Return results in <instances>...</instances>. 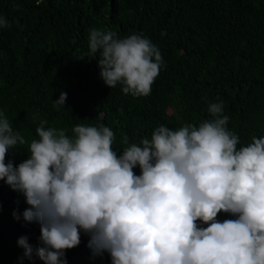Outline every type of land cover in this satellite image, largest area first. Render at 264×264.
Masks as SVG:
<instances>
[{
    "label": "clouds",
    "instance_id": "9594fccd",
    "mask_svg": "<svg viewBox=\"0 0 264 264\" xmlns=\"http://www.w3.org/2000/svg\"><path fill=\"white\" fill-rule=\"evenodd\" d=\"M10 27L0 15V29ZM88 48L104 84L133 97L151 93L164 64L143 35L93 28ZM66 99L61 92L53 106ZM207 110L198 126L161 125L139 144L121 133L120 155L103 124L76 125L69 136L40 120L29 158L16 166L6 154L28 141L0 111V180L25 198L23 220L40 227L38 247L18 239L24 258L66 264L83 231L93 254L108 253L112 264H264V136L238 149L223 101ZM221 212L236 218L221 222Z\"/></svg>",
    "mask_w": 264,
    "mask_h": 264
},
{
    "label": "trees",
    "instance_id": "16d2710c",
    "mask_svg": "<svg viewBox=\"0 0 264 264\" xmlns=\"http://www.w3.org/2000/svg\"><path fill=\"white\" fill-rule=\"evenodd\" d=\"M0 15L11 23L0 29V111L28 141L9 149L6 163L29 158L40 120L69 136L76 125L103 124L115 133L112 147L120 155L127 146L121 133L139 144L161 125L198 126L219 101L238 149L264 136V0H0ZM93 28L118 38L143 35L159 48L164 64L149 95L104 84L88 56ZM61 92L67 99L57 110ZM133 171L140 175L138 165ZM26 207L23 195L0 180V264H44L35 255L24 258L18 245L26 236L39 246L40 227L23 220ZM88 241L81 231L80 244L65 250L66 264H112L108 253L94 255Z\"/></svg>",
    "mask_w": 264,
    "mask_h": 264
}]
</instances>
